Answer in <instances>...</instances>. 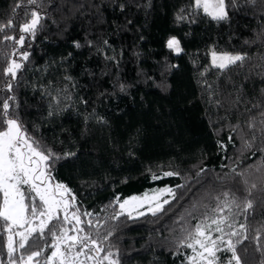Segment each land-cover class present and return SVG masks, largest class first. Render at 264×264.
Wrapping results in <instances>:
<instances>
[{"label":"trees","instance_id":"1","mask_svg":"<svg viewBox=\"0 0 264 264\" xmlns=\"http://www.w3.org/2000/svg\"><path fill=\"white\" fill-rule=\"evenodd\" d=\"M33 10L41 16L36 36L25 34L23 48L4 40L20 35ZM9 19L17 27L0 33V86L10 80L2 75L10 59L25 67L0 99L15 95L10 114L55 154L51 174L72 190L81 213L99 220L91 231L113 233L106 251L120 264H184L182 228L214 215L227 192L241 209L246 199L254 204L247 214L233 208L237 227L248 225L249 239L237 245L242 264L264 261V236L262 251L253 239L264 228V168L257 171L264 136L258 122L254 130L247 124L258 117L253 104L264 101V9L237 0L217 23L194 0H0V24ZM170 37L180 53L167 47ZM210 50L248 58L221 71L210 65ZM165 187L176 198L163 212L112 218L117 197Z\"/></svg>","mask_w":264,"mask_h":264},{"label":"snow or ice","instance_id":"2","mask_svg":"<svg viewBox=\"0 0 264 264\" xmlns=\"http://www.w3.org/2000/svg\"><path fill=\"white\" fill-rule=\"evenodd\" d=\"M245 2L251 6L259 5L264 9V0ZM27 3L34 5L37 0H27ZM194 6L197 10L202 9L212 21L219 23L229 19L230 9L237 8V0H194ZM16 7L19 8L21 5L18 4ZM40 20V13L31 11L30 17L18 25L20 35L18 37L4 35L3 39L13 41L23 48L27 39L25 34L34 38ZM16 27L14 21L9 19L6 24H0V33ZM167 47L176 53L182 51L180 41L175 37L167 41ZM18 54L20 60H29V52L22 51ZM247 58L246 54L218 53L213 50L211 65L224 71L232 66H242ZM24 67V63L17 59L9 60L2 75L9 77L10 80L0 86V92H13L12 82L18 79V73ZM15 100V95H7L0 99V249L6 253V259L0 258V264H120L119 259L114 258L115 254L111 250L106 251L104 247V242L113 233L109 231L101 236L98 230L95 233L91 231L93 228L98 229L99 220L94 224L92 219H83L92 217L93 214L87 211L81 213L72 190L63 183L54 182L51 161L55 154L50 149L42 148L37 141L28 136L18 117L10 114L13 107L10 101ZM253 107L259 109V113L258 117L249 118L248 127L254 130L258 122L259 130L264 136V101L253 104ZM246 146L251 145L246 142ZM260 168H264V161L257 171ZM233 171L235 172V169ZM174 175L178 173H164V176ZM256 188V184L251 185V189ZM251 189L249 196L252 195ZM165 194L170 195L172 199L176 198V192L171 187L159 189L151 196L148 194L143 197L132 196L122 203L117 197L120 211L112 218L118 219L125 213L132 217V212L145 204H148V212L155 216L163 212L164 206L170 203L168 199L161 200ZM223 195L225 199L219 201L217 207L212 210L214 215L205 214L204 219L194 227L182 228L184 235L178 241V248L190 250V254H184V264H242L241 256L237 253V245L249 239L248 225L239 223L237 227L238 222L233 208L247 214L253 209L254 204L251 199H246L241 209L234 195L231 199L228 198L229 193L225 192ZM139 215L143 216L145 213L139 212ZM256 233L253 237L257 243L256 250L262 251L260 241L264 236V228L257 229ZM234 237L242 239L234 241ZM224 252L231 254L226 261L219 255ZM261 264H264V261Z\"/></svg>","mask_w":264,"mask_h":264},{"label":"rangeland","instance_id":"3","mask_svg":"<svg viewBox=\"0 0 264 264\" xmlns=\"http://www.w3.org/2000/svg\"><path fill=\"white\" fill-rule=\"evenodd\" d=\"M170 38H172V37H170ZM169 38V39H170ZM176 38V37H175ZM168 39V40H169ZM167 40V41H168ZM213 50H210L209 51V63H210V65H211V52H212ZM175 52V51H174ZM218 52V51H217ZM219 53V52H218ZM232 54H239V53H232ZM212 66V65H211ZM54 182H56V180H54ZM160 189H163V188H160ZM157 190H159V189H155V190H152V191H149V192H147V193H144V194H142V195H138L139 197H143L145 194H148L149 196H151V195H153ZM169 196L170 195H168V194H165L164 196H162L161 197V200H163V199H168L169 198ZM130 197H132V196H130ZM130 197H127V198H125V199H128V198H130ZM125 199H123V200H120L119 202H123ZM120 209V208H119ZM139 212H144V213H146V212H148V204H145L143 207H141V208H138V209H136L135 211H133L132 212V216H138L139 215ZM127 214V213H126ZM86 218V220L87 219H90V217H85Z\"/></svg>","mask_w":264,"mask_h":264}]
</instances>
